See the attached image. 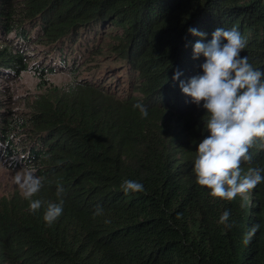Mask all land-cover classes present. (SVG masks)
Returning <instances> with one entry per match:
<instances>
[{
  "label": "trees",
  "instance_id": "trees-1",
  "mask_svg": "<svg viewBox=\"0 0 264 264\" xmlns=\"http://www.w3.org/2000/svg\"><path fill=\"white\" fill-rule=\"evenodd\" d=\"M104 25L121 34L107 33L106 43ZM222 27L239 30L247 40L241 56L264 71V0H0V74L28 70L34 45L48 59L37 69L44 87L17 125L31 129L25 154L11 141L18 122L0 127V155L44 178L35 214L20 192L0 197V264H264V181L248 199L228 201L210 196L193 174L208 133L203 102L193 104L179 87L202 75L205 62L193 59L200 37L188 29L206 33L208 43ZM111 54L123 62L126 94L103 83L69 90L47 83L48 75L74 77ZM177 70L182 75L173 81ZM136 104L147 108L146 118ZM5 113L0 109V121ZM259 143L249 150L251 164L242 162L244 172L264 169ZM124 180L144 191L125 195ZM58 185L64 209L49 226L43 212L58 202ZM97 206L103 214L94 216ZM225 211L231 227L220 223Z\"/></svg>",
  "mask_w": 264,
  "mask_h": 264
},
{
  "label": "clouds",
  "instance_id": "clouds-1",
  "mask_svg": "<svg viewBox=\"0 0 264 264\" xmlns=\"http://www.w3.org/2000/svg\"><path fill=\"white\" fill-rule=\"evenodd\" d=\"M193 36L200 37L193 45V59L204 57L201 65L203 74L191 77L187 82L180 81L181 92L191 98V102L206 110L203 117L204 131L208 133L198 144L195 151L193 174L195 183L209 190V195L223 200H233L238 195L249 192L264 181V169L248 167L244 172L242 162L251 164L250 149L259 141V149L264 150V71L256 69L248 56H241L247 46L246 38L233 27L226 30L217 28L210 42L204 43L206 33L195 28L188 29ZM179 70L172 77L179 80ZM146 118L148 110L143 104L133 106ZM195 143V142H194ZM36 167H25L17 171L13 183L23 198L29 201V212L35 214L44 202L33 199L44 187V178L37 175ZM121 189L125 195L144 191L138 181L124 180ZM64 188L58 185V202L47 203L43 220L52 225L62 215L64 209ZM103 214L97 206L94 216ZM230 211L220 217L226 227ZM110 223V221H105ZM254 225L244 243L259 230Z\"/></svg>",
  "mask_w": 264,
  "mask_h": 264
},
{
  "label": "rangeland",
  "instance_id": "rangeland-1",
  "mask_svg": "<svg viewBox=\"0 0 264 264\" xmlns=\"http://www.w3.org/2000/svg\"><path fill=\"white\" fill-rule=\"evenodd\" d=\"M114 32H117L119 35L121 34V31H116L115 27L104 25L101 38L104 39L105 37L107 43V33ZM43 48L44 47L41 45L30 47L28 51V70L22 71L18 75L9 76L8 78L0 74V76H4V78H0V104L3 105L0 109H7V113L4 114L5 119L0 121V127L5 128L9 122H18L16 124L11 123L12 127H15V130L12 132L11 141H13L16 150L17 148H22L18 150L20 154H14L15 158L19 155V157H21V154L26 153L28 141H26L25 133H31V129H18L17 125L29 115V110L33 108L32 102H34L41 91L40 87H44L43 77H41L40 73L37 71V69L43 66L48 60L46 57H43L41 52ZM70 48H72V45L69 44L67 55ZM118 57V55L111 54L110 56L106 55L99 58L97 62H95V65H92L88 70V66L84 69H80L74 77L65 73L48 75L46 77L48 79L47 83L51 86H57L59 90H69L75 83H91L93 85L97 84L98 86L103 83V89L107 91L126 94L129 91L127 74L124 70L123 62L116 60ZM32 65H35V69ZM25 126L26 128L31 127L30 123ZM4 146H6L5 143ZM8 148L9 146L7 145L5 150L7 151ZM12 159H14L13 156L7 157L6 153L0 155V197L9 196L12 192H20L18 187L13 183V177L17 171L25 168L26 164L16 165L10 161ZM17 161H19V158ZM242 196L245 200L248 199L249 192L242 194Z\"/></svg>",
  "mask_w": 264,
  "mask_h": 264
}]
</instances>
